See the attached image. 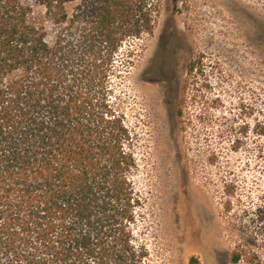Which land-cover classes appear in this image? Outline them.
<instances>
[{"label":"trees","instance_id":"16d2710c","mask_svg":"<svg viewBox=\"0 0 264 264\" xmlns=\"http://www.w3.org/2000/svg\"><path fill=\"white\" fill-rule=\"evenodd\" d=\"M160 11L161 0H0V264H147L115 80L133 63L120 52ZM237 178L223 209L249 242L230 261L264 264V162L246 190Z\"/></svg>","mask_w":264,"mask_h":264},{"label":"rangeland","instance_id":"374dc122","mask_svg":"<svg viewBox=\"0 0 264 264\" xmlns=\"http://www.w3.org/2000/svg\"><path fill=\"white\" fill-rule=\"evenodd\" d=\"M263 22L264 0H161L153 33L119 54H134L115 82L135 137L147 264H231L249 242L223 187L236 175L246 190L264 162Z\"/></svg>","mask_w":264,"mask_h":264},{"label":"bare ground","instance_id":"6f19581e","mask_svg":"<svg viewBox=\"0 0 264 264\" xmlns=\"http://www.w3.org/2000/svg\"><path fill=\"white\" fill-rule=\"evenodd\" d=\"M173 166V165H172ZM166 167V166H165ZM171 167V166H170ZM175 170V169H174ZM170 176V175H169ZM178 178V177H177ZM178 186V185H177ZM181 204L183 203V196H182V198H181ZM193 225H194V223H193ZM194 230H196L195 228H194ZM186 231V230H185ZM195 236V231H192V233L190 234V238H193Z\"/></svg>","mask_w":264,"mask_h":264}]
</instances>
